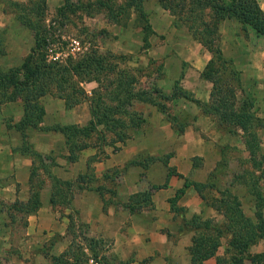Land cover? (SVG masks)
I'll return each mask as SVG.
<instances>
[{
    "label": "trees",
    "instance_id": "1",
    "mask_svg": "<svg viewBox=\"0 0 264 264\" xmlns=\"http://www.w3.org/2000/svg\"><path fill=\"white\" fill-rule=\"evenodd\" d=\"M14 11L15 19L31 32L32 45L18 65L2 68L0 66V103L19 100L21 115L18 120L6 123L21 135L19 150L31 158L29 170V194L25 201L14 200L9 207L23 216L34 212L39 207V191L42 180L34 179L40 169L49 180L48 202L68 206L73 198V189L80 191L88 188L96 191L103 202V207L111 202L113 189L102 185L89 186L90 176L87 163L86 171L79 173L75 180H61L49 172L53 161L44 163L39 152L33 150L27 139L26 131L59 132L63 137L65 158L72 162L76 160L80 150L93 145L92 142L113 145L124 142L133 131H136L145 121L142 114L133 109V102L147 103L163 114L166 121L176 134L183 132L188 124L187 115L168 112L165 102L181 98L192 102L203 115L212 117L216 125L230 135H238L243 149L247 154L249 165L239 173L232 175V182L240 183L252 203L251 215H246L241 202L229 186L218 188L215 180L218 176L222 159L207 173L204 181H185L183 186L190 185L205 201L223 217L221 222L213 218H202L193 214L189 218L183 216V207L176 206V200L182 188L168 199L170 209L180 214L179 232H190V244L187 246L189 264H202L208 257L215 256V264H264V252L249 255L247 249L264 235V190L260 180L264 178L261 164L264 152L260 151L258 129L262 120L256 116L255 108L250 100L238 97L240 89V72L231 59L221 51L218 38L217 22L234 19L242 26L252 30L254 35L264 38V11L256 0H156L158 5L173 17V25H184L187 32L203 48L210 58L200 71V77L210 82L207 100L202 101L184 89L179 80L172 82L170 93H163L158 87H142L138 78L129 68L120 66L119 58L109 51L100 53L89 50L74 59L64 62L47 60L48 36L43 19L45 0H2ZM145 0H65L63 7L57 9L58 14H64V7L74 11L75 8L95 9L102 11L107 21L116 23L126 18L139 27L141 47L146 48L148 38L153 30L143 8ZM207 15L209 19H205ZM1 35V34H0ZM3 55L2 38L0 36V56ZM93 81L95 86L87 93L82 87L83 82ZM53 95L62 100L63 107L68 109L81 101L87 102L89 118L84 124H42L44 108L41 98ZM223 146L219 148L222 152ZM169 153L161 157L145 156L133 158L124 163L120 169H113L116 176L129 166L139 165L145 168L155 158L166 164ZM93 157H91L92 159ZM90 160V159H89ZM88 160V161H89ZM192 166L201 164V157H191ZM177 174L168 167L167 176ZM177 176H180L177 174ZM90 178V177H89ZM235 179V180H234ZM161 185L149 187L129 194L121 207L130 215H140L143 208L151 207V191ZM215 189L217 196H208L206 191ZM104 194L109 197L105 198ZM66 233L69 235L67 246L58 254H48L52 264H85L88 255L98 256L103 239L86 235L87 225L80 222L72 213H67ZM25 222V221H24ZM23 222V224H24ZM225 238L221 255H215L217 247ZM80 240V241H79ZM54 241L52 236L51 242ZM84 247L86 251L84 252ZM111 258L117 259L115 254ZM105 262L103 261V264ZM128 260L117 259L116 264H127Z\"/></svg>",
    "mask_w": 264,
    "mask_h": 264
},
{
    "label": "crops",
    "instance_id": "2",
    "mask_svg": "<svg viewBox=\"0 0 264 264\" xmlns=\"http://www.w3.org/2000/svg\"><path fill=\"white\" fill-rule=\"evenodd\" d=\"M259 6L264 10V6L261 4ZM227 21L224 20L221 24L219 34L225 38L229 36L231 43H226L225 39L221 40V51L237 68L235 57L238 51L231 41L235 34L228 33V26H226L228 23H224ZM199 49L202 51L201 54L194 51L188 56L189 59H194V63L188 68L184 77H187L190 72L195 73L197 76L195 80L202 83L205 90L199 89L196 84L192 83L193 81L188 79H183L180 85L189 90L195 98L205 101L208 97L210 82L200 77V71L210 58V54L201 45ZM225 50L229 52L225 53ZM248 66L246 69L238 68L240 83L246 70L247 72L255 70L254 65ZM256 81L257 87L264 85V80ZM94 86L93 81L85 82L84 86L82 84L87 93ZM41 103L44 108L41 123L44 125L56 123L81 125L89 118L86 101H81L66 109L61 99L48 94L41 98ZM186 104L190 115L186 112L184 114L191 120L182 133L176 134L169 122L164 119L163 114L152 105L133 102V109L140 112L145 121L136 131L132 132L129 138L124 142H115L113 145H99L92 142L93 145L80 150L76 160L72 162L65 158L63 137L59 132L28 129L26 133L31 148L43 157H49L43 158L44 163L53 161L54 164L49 166L51 175L61 180H75L79 173L86 171L88 163V172H90V176L86 177L89 180L88 185L90 187L102 185L113 189L114 196L111 202L103 207V202L96 191L83 188L74 192L73 189V198L68 206L62 205L61 213L56 214L57 211L53 210L48 202L50 190L48 177L41 175L40 180L43 184L39 191V207L23 217L25 222L19 233H16L14 227L21 216L13 215V222H11L9 209L7 207L3 209L1 203L9 204L14 200L25 201L27 199L31 158L20 152L18 148L21 141L20 133L6 126V123L19 119L20 101L0 103V264H52L47 253L58 254L67 246L69 240L64 235H68L65 232L66 214L73 211L80 222L86 223L89 236L110 239L111 250L116 258L121 261L128 260L127 264H189L187 246L190 244L191 233L177 230L180 224V214L170 209L168 199L175 194L177 189L182 188L175 204L183 207L182 214L185 218L198 214L202 218H213L221 222L223 217L207 205L192 186H183L185 181H204L207 173L219 159L217 152L212 153L211 159L207 158V153L213 148L210 146L211 141L203 139L195 130L197 126L200 128L206 126L204 118L207 115H203L192 102L183 101L182 106ZM256 114L264 119V108L260 107ZM260 132L264 133V126ZM263 138L264 136L261 137L260 145L264 142ZM171 145L172 154L167 158L166 164L155 158L145 168L133 165L114 177L110 175L113 169H120L130 159L145 156L161 157L159 154L165 152ZM193 156L201 157L199 166H192L191 157ZM168 167L180 176L177 174L167 176ZM40 172L43 174L41 170ZM143 172H145L144 176ZM163 183L165 185L151 191V207L143 208L139 216L130 215L121 207L120 203L125 201L129 194L143 190L150 185ZM52 236L54 241L50 243ZM46 241H49L47 244L49 246L43 249ZM224 245L225 238H221V244L217 247L215 255L223 253ZM259 252H264V235L247 249L249 255ZM247 263L248 261L245 260V264ZM202 264H215V256L206 258Z\"/></svg>",
    "mask_w": 264,
    "mask_h": 264
},
{
    "label": "rangeland",
    "instance_id": "3",
    "mask_svg": "<svg viewBox=\"0 0 264 264\" xmlns=\"http://www.w3.org/2000/svg\"><path fill=\"white\" fill-rule=\"evenodd\" d=\"M256 2L264 6V0H256ZM45 4L43 19L48 36L47 51L51 56L56 57V59H51L50 61L64 62L67 59L77 58L89 50H96L100 53L109 51L118 56L120 66L129 68L136 74L138 85L142 87H158L163 93H170L174 80L178 79L181 84L183 79H188L189 81H193L192 83L196 84L199 89L205 90L202 83L195 80L197 78L195 73L192 74L190 72L187 77H184L187 74L188 68L192 67L194 63V59H189L188 56L192 55L191 53L194 51H197L198 54L202 53L200 50L202 48L198 50L200 44L191 37L184 25L175 27L172 23L173 17L167 10L162 9L156 0H145L143 3V8L147 13L153 30V34L148 38L149 44L146 48L141 47L139 27L131 18L112 23L106 20L102 11L98 12L95 9L84 10L80 7L75 8L74 11H70L67 6L64 7V14L60 15L57 9L63 7L65 0H45ZM204 18L209 19L207 15H204ZM227 20L224 23H228L226 25L228 26V33L233 32L235 34L231 41H233L238 51L235 57L237 61L236 69H246L250 64L254 65L255 69L254 71H245L243 80L240 83V89H237V95L238 97H245L250 100L256 114L260 107L261 109L264 108V85L262 84L257 87L256 81L264 80V38L254 35L250 28L242 26L234 19ZM223 21L215 23L218 29L220 47L221 40L223 39L227 41L226 43H231L229 36L225 38L219 34ZM0 34L3 45L0 66L7 68L18 65L32 45L31 32L15 19L14 11L2 0H0ZM73 39L77 40L78 47H75L72 43ZM227 52L229 51L225 50V53ZM82 84L84 86L85 82ZM183 101L189 102L181 98L166 101L165 104L168 112L178 113L179 115H183L184 112L188 113L189 108L187 104L182 106ZM153 108L155 107L153 106ZM188 115L190 114L188 113ZM6 118L8 119L9 117ZM204 119L206 126L204 128L197 126L195 130L199 132V135L203 139L211 141L210 146L213 148L210 149L209 154L207 153V158L211 159L212 153L217 152L219 156L218 160L222 159L223 161V165H220L219 168L220 173L215 180V186L218 188L229 186L231 191L239 198L243 212L246 215H251L252 203L248 199L245 188L237 181L232 182V175L239 173L244 167L249 165L246 161L247 154L243 149L241 139L238 135H230L224 132L216 125L212 117L207 116ZM260 119L262 123L258 129V135L261 140V137L264 136V133L261 134L260 132L264 126V119ZM190 120L189 117L188 123ZM173 143L176 144L175 142ZM172 145L159 155L161 157L167 153L171 155ZM222 146L224 148L220 152L219 148ZM260 151L264 152V142L260 145ZM261 169L264 171V161L261 164ZM111 172L110 175L113 176ZM143 173L144 176L145 172ZM41 175L46 176L45 173L41 174L40 169H38L37 176L34 179L40 180ZM260 184L264 190V178L260 180ZM206 193L208 196L218 195L215 189L207 190ZM104 197L108 198L109 195L104 194ZM9 204L1 203V207L9 209L11 222H13V215L16 214L17 217L21 216L16 221L14 227V231L19 233L23 226L24 216L20 212L12 210ZM61 208L62 204L53 206V210L57 211L56 214L61 213ZM87 232L86 235H88ZM64 235L69 240V235ZM100 238L103 239L104 243L98 249V256L92 258L88 255L85 264H88L87 260L89 258L93 259L94 264H103V261L105 262L104 264H116L117 259L111 258L113 251L111 250L110 239ZM48 242L46 241L43 244V249L49 246L47 245ZM83 250L85 252L86 248L84 247Z\"/></svg>",
    "mask_w": 264,
    "mask_h": 264
},
{
    "label": "built area",
    "instance_id": "4",
    "mask_svg": "<svg viewBox=\"0 0 264 264\" xmlns=\"http://www.w3.org/2000/svg\"><path fill=\"white\" fill-rule=\"evenodd\" d=\"M72 43L75 45V47H78V42H77L76 39H73V40H72ZM48 50L50 51V49H48ZM47 55H48V56H47V57H48V58H47L48 60L56 59V57L51 56L50 53H49L48 51H47ZM87 261H88V264H94V261H93L92 258H89Z\"/></svg>",
    "mask_w": 264,
    "mask_h": 264
}]
</instances>
